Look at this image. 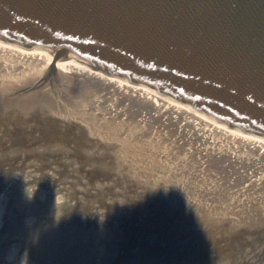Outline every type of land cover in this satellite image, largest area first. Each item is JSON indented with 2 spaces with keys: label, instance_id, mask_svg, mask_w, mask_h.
Instances as JSON below:
<instances>
[{
  "label": "water",
  "instance_id": "obj_1",
  "mask_svg": "<svg viewBox=\"0 0 264 264\" xmlns=\"http://www.w3.org/2000/svg\"><path fill=\"white\" fill-rule=\"evenodd\" d=\"M0 40L53 56L36 79L0 85V101L12 108L40 106L46 99L57 111L64 101L67 110L76 105L78 95L55 66L57 60L74 58L264 138V0H0ZM82 138L73 139L78 155L85 151L86 133ZM161 187L156 199L137 207L145 210L144 223L128 242L118 240L126 232L121 221L96 233L101 251L88 247L90 264H166L177 259L178 248L175 264H264L263 184L253 183L250 192L239 194L246 203L254 200L249 210H239L235 198L225 213L222 207L218 217L207 219L218 228L215 236H209L201 218L180 216L177 181ZM78 202L85 209L92 206ZM135 208L127 213L137 217ZM150 242L159 249L145 256Z\"/></svg>",
  "mask_w": 264,
  "mask_h": 264
},
{
  "label": "rangeland",
  "instance_id": "obj_2",
  "mask_svg": "<svg viewBox=\"0 0 264 264\" xmlns=\"http://www.w3.org/2000/svg\"><path fill=\"white\" fill-rule=\"evenodd\" d=\"M11 55L0 51V85L7 81L20 85L40 75L42 69L32 67V58ZM22 74L18 79L16 75ZM88 81H84L85 99L81 92L76 97L74 123L51 118L71 109L50 111L39 108L45 106L41 103L12 108L0 103V264H75L76 260L90 264V238L109 223L121 221L126 232L118 240L128 242L144 223L145 210L137 207L156 199L167 181H177L180 216L201 218L212 231L218 228L207 219L218 217L220 208L207 213L218 200L210 189L228 187V177L240 180L242 188L235 196L240 200L243 187L264 185V149L257 143L225 137L229 134L192 114L173 112L168 104L150 109L149 101L138 96L139 101L133 92L99 79ZM75 130L88 136L81 155L73 148ZM228 162L233 166L225 168ZM79 200L92 206L85 209ZM133 207L137 217L127 213ZM125 212L127 217L122 216ZM165 241L162 248L167 250L171 240ZM155 248L159 249L157 243L150 242L145 256L154 254ZM169 255H164L166 260Z\"/></svg>",
  "mask_w": 264,
  "mask_h": 264
},
{
  "label": "bare ground",
  "instance_id": "obj_3",
  "mask_svg": "<svg viewBox=\"0 0 264 264\" xmlns=\"http://www.w3.org/2000/svg\"><path fill=\"white\" fill-rule=\"evenodd\" d=\"M0 51L6 52L8 54H12L11 56L15 59H21V58H27V57L32 58L33 62L35 63V65H32V67L39 66L36 69L37 71H40L44 66H46L52 60V57H53L52 53L50 51H47V50L38 49V48H25L22 46L9 44V43L1 41V40H0ZM55 66L60 71V73H62L64 75L65 80L69 83L68 89H70V91H72L73 96L74 95L76 96L81 92V95L84 98V96H85V90L83 91V88L85 87L84 81L89 80L88 82L92 83V81H95V79H99L102 82L108 83L113 87L119 88V89L124 90V91L126 90L127 92H133L131 94L137 96L138 100L139 99L141 100L142 98L148 100L149 105H150V109H158L159 106L165 107V105L168 104L173 108V110H171L173 112L174 111H181L183 113L192 114L193 116L197 117V120H201V121L205 122V124H207V125L210 124V126H212L213 128H215L216 130H218L220 132H223V134H227V135L229 134L228 136H225V137H233V135H235V136H238L242 139H246L247 141H250V143H252V144L257 143L259 146H261L264 149V138L257 136V135H254V134L247 133V132L239 131L237 129H234V128L226 126L222 123H219V122H217L211 118H208L207 116L200 113L199 111L192 109L191 107H189L185 103L180 102V101L175 100V99H172V98H170V97H168V96H166V95H164V94H162V93H160V92H158L152 88H149L148 86H146L145 84H143L141 82H134V81H130V80H126L123 78H119V77L109 75L105 72L96 70V69L91 68L89 66H86L84 63H82V62H80L74 58L57 60L55 63ZM12 76H14V73ZM16 76L19 79L21 77H24V74L16 75ZM74 86L79 88L78 89L79 91L78 90H77V92L73 91ZM133 95H131V96H133ZM79 96H78V98H79ZM138 96L142 97V98H139ZM124 97H125V95H124ZM46 101H47V99L44 101L45 106L39 107V108L43 109V108L47 107L50 111H52L53 105L49 106L50 102H46ZM64 102L65 103H60L61 105H59V107H57V108L60 110L65 109L66 107H64V106L66 105V101H64ZM0 103L2 106L3 105L9 106V107L11 106L10 103L8 104V102L5 103L4 101H2ZM75 106H76L75 104L68 105V109L70 108L72 111L70 113L62 112L60 114L61 117H58L56 115H51V118H53V122H56L55 120H57L58 118H60L61 121H65L64 117L70 123L77 122L78 120L74 121V118H75L74 115H76ZM140 106H141V104H140ZM142 108H143V106H142ZM7 111L8 110H3L1 112L7 113ZM186 115L187 114H183V117ZM147 117H149V116H146V118ZM149 119L155 121L157 127L159 126L158 122H156L157 118H155L154 116L151 115V117H149ZM51 123L52 122L48 123L49 126L51 125ZM68 126L73 127L74 129L82 130L80 128H77L75 124H69ZM66 130L71 131V128H67ZM78 130H75V132H77ZM82 132L83 131H79V132L75 133L72 140L74 139L75 142H77L80 137H83L82 139L79 140V141H82L84 139V136H85V133H82ZM161 132H163V131H161ZM64 134H66V132H64ZM157 135L162 136L163 134L157 132ZM77 145L79 146L80 144H77ZM224 166H225V168H230L233 166V164L228 162ZM226 182L230 184L228 187L221 189L222 185H220V186H217L219 188L213 187V188L218 189V190H213V188L209 190V192H211L210 193L211 195L213 194V192H216L214 194L218 195V197H217L218 200H216V202H214L213 207H211V206L209 207L210 210L207 213H209L212 209L217 210L218 208H220L218 211H222V209H221L222 207H223L224 213H225V208L227 207V204L231 202V199H232V201L235 199L237 192L239 191L240 188H242L241 186L243 184V182H241L240 180L237 181V179H232L231 177H228L226 179ZM250 185H251V183L249 185H247V187H243L242 190H244L245 192L248 193L249 192L248 189H250ZM204 192H207V190ZM253 193L255 195L258 194V192H253ZM226 194H227V196H226ZM240 194H242V193H240ZM249 195L253 199L258 200V198H256L257 196H255L253 194H249ZM245 198L246 197H243L242 199L239 200V202L236 200L237 207L239 210H240V208L249 210L250 204H252V202H254V200H252V201H250V203H246ZM236 199H238V198H236ZM233 204L234 203L231 202L230 206H232ZM25 206L27 207V205H25ZM58 206H59V204L56 206V210L60 211L61 209ZM254 207H256V205H254ZM6 210L7 209H5V211ZM261 212L262 211H260V213ZM62 213L65 214V209H62ZM244 213H246V212H244ZM232 217L236 218L239 216L237 214H234ZM19 218L20 217L17 218V221H18L17 224L19 227H22V223L19 220ZM66 226H68V225H66ZM212 230L213 229H210L207 232V233H209V236H215L214 232ZM97 240H98L97 236L96 237L94 236L92 238V240L90 241L91 247L93 249V253H95V254H97L96 251L99 248ZM198 241L199 240H197L196 242H198ZM213 246H215V245H213ZM190 247L192 249H195L196 245L193 243ZM92 254H90V255H92Z\"/></svg>",
  "mask_w": 264,
  "mask_h": 264
}]
</instances>
